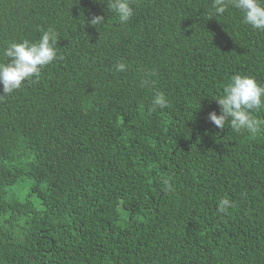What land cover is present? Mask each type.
<instances>
[{"label": "trees", "instance_id": "1", "mask_svg": "<svg viewBox=\"0 0 264 264\" xmlns=\"http://www.w3.org/2000/svg\"><path fill=\"white\" fill-rule=\"evenodd\" d=\"M212 3L131 0L121 23L107 0H0V53L59 36L0 102V264H264V123L208 118L232 75L264 84V31Z\"/></svg>", "mask_w": 264, "mask_h": 264}, {"label": "clouds", "instance_id": "2", "mask_svg": "<svg viewBox=\"0 0 264 264\" xmlns=\"http://www.w3.org/2000/svg\"><path fill=\"white\" fill-rule=\"evenodd\" d=\"M107 4L108 8L117 14L121 23H127L134 14L131 0H107ZM230 6L243 13L244 23L264 31V0H213V15L222 16ZM103 21L104 17L97 15L92 18L91 23L98 25ZM58 40V33L50 27L43 31L36 41L23 39L9 42L0 53L7 58L6 62H0V102L19 89L26 80L38 77L41 70L57 58ZM115 69L123 72L127 70V66L118 61ZM213 98L220 107V113L212 111L208 118L218 128L223 129L227 122L234 131L247 130L254 136L264 123L253 115L264 108V84L259 83L254 76L240 73L232 75L224 85L223 95ZM168 104L165 94L157 92L152 100V110L164 109ZM163 184L166 192L174 191V186L169 180L165 179ZM230 206L231 201L228 198L221 199L218 211L224 213Z\"/></svg>", "mask_w": 264, "mask_h": 264}, {"label": "rangeland", "instance_id": "3", "mask_svg": "<svg viewBox=\"0 0 264 264\" xmlns=\"http://www.w3.org/2000/svg\"><path fill=\"white\" fill-rule=\"evenodd\" d=\"M14 188H18V190L20 191V195H23L24 193H25V191L27 190V185L25 184V186H24V188H22V189H20L19 187H18V185L17 186H15Z\"/></svg>", "mask_w": 264, "mask_h": 264}]
</instances>
